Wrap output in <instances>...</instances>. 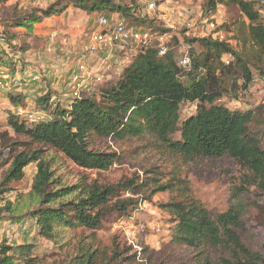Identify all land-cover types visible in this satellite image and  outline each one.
Returning <instances> with one entry per match:
<instances>
[{"label":"trees","instance_id":"trees-1","mask_svg":"<svg viewBox=\"0 0 264 264\" xmlns=\"http://www.w3.org/2000/svg\"><path fill=\"white\" fill-rule=\"evenodd\" d=\"M71 1L85 11H107L139 25L153 24V19L140 15L141 0ZM56 4L20 17L15 25L30 29L45 18L61 15L67 6ZM219 5L235 6L240 14L230 23L223 21L215 32L187 39L201 46L196 52L189 45L188 67L179 64L176 45H169L167 52L159 55L153 42L140 47L114 81L103 80L94 92L71 98L66 106L53 105L49 91L40 96L38 109L54 106L47 121L30 124L14 110L8 113L7 123L14 133L37 146L18 150L20 141L0 135L1 148L9 154L2 158L8 167L0 180V196L11 191L8 184L23 179L25 167L34 164L35 172L29 191L16 194L13 201L6 200L0 205V214L16 222L29 220L38 235L65 253L62 264H151L147 247L136 262L137 251L131 253V247L117 242L103 244L96 230L110 212L126 213L132 206V199L119 198L122 193L148 190L146 198L150 199L171 185H157L154 178L153 182L132 179L108 184L85 177L69 184L54 168L53 157L45 154L46 147L61 152L79 167L106 171L119 156L90 148L91 136L119 140L149 133L186 158L230 157L244 170L239 194L252 187L264 192V105L238 110L217 103L223 97L237 99L254 81L253 71L264 81V21L255 0H205L202 14H213ZM220 29L230 37L220 39ZM224 56H229L228 62ZM10 100L17 107L19 103L26 106L22 97L11 95ZM186 102L194 108L182 115L181 105ZM175 132L179 133L177 139L171 138ZM162 207L173 216L171 242L189 246L200 256L205 254L203 264H208V252L218 249L228 256L218 257L217 264H264V256L240 235L248 207L242 200L216 216L193 198L171 199ZM78 230L82 232L76 235ZM34 247L33 243L13 245L2 240L0 264H41L32 255Z\"/></svg>","mask_w":264,"mask_h":264},{"label":"rangeland","instance_id":"rangeland-1","mask_svg":"<svg viewBox=\"0 0 264 264\" xmlns=\"http://www.w3.org/2000/svg\"><path fill=\"white\" fill-rule=\"evenodd\" d=\"M148 1H157L156 9L149 11L150 14H147L145 8ZM141 2L143 7L140 15H146L149 20L153 19L152 29L167 33L168 45L177 46L175 51L178 61L189 45L196 52L201 49L199 44L189 43L187 39L204 37L210 32H215L223 21L230 23L240 14L235 6L219 5L214 15L211 13L204 16L202 5L205 0H141ZM56 3L67 6L61 15L45 18L34 23L30 29L15 25L20 17L33 12L40 13L49 6H56ZM179 11H184L183 17H178ZM99 14L107 17L116 15L107 11L95 13L82 10L71 0L0 2V37L4 46L10 47L7 58L9 67L20 77V84L17 87L11 90L0 89V135L6 137L8 141H20L18 150H26L37 145L30 144L26 136L15 134L8 125V113L17 107L10 100L11 95L22 97L25 107L37 108V99L49 91L53 105L66 106L71 98L78 94L66 86L69 75L78 61L98 72L102 81H114L123 67L131 61L133 53L122 51L118 46L109 52L94 55L85 53L88 36L91 31L97 29L96 16ZM214 17L215 20L212 21ZM144 25L148 26L147 23ZM219 35L224 38L227 34L225 30L220 29L217 32V36ZM230 42L235 43L233 39H230ZM223 59L228 62L230 58L224 56ZM35 75L39 76L38 80H32ZM253 76L252 84L247 90L241 91L237 99L223 97L217 100V103L238 110L264 105L263 78L256 71H253ZM89 85L90 90L87 94H91L99 86L93 81H90ZM18 105L24 106L20 103ZM53 105H48V109L53 108ZM193 108L190 103H183L181 114L185 115ZM178 137V132L171 135L173 139ZM89 147L113 151L119 158L108 170L103 171L79 167L51 147L44 148V151L48 157H53L54 168L69 184H74L81 177H85L88 181L97 180L99 183L108 184L132 179L136 183L144 180L153 182L154 178L157 179L155 182L157 185H171L170 188L155 192L150 199L146 198L148 190L138 194L122 193L119 198L132 199V206L126 213L112 211L103 219L96 230L97 237L103 244L111 246L117 242L131 247V253L137 251L136 262L141 259L142 248L147 247L151 264H203L205 254L200 256L198 251L189 246L171 242L173 216L162 207V204L171 199L181 201L193 198L204 204L210 213L216 216L225 212L238 200H242L248 207L243 217L244 229L240 235L246 244L264 256V192L252 187L250 192L239 194L237 188L243 179L244 170L230 157L186 158L171 152L159 138L149 133L126 136L119 140L91 136ZM8 155V149H2L0 144V180L8 167V163L3 162L2 158H7ZM24 172L22 180L8 184L11 191L0 196V205L6 200L13 201L18 193L29 191L35 165H28ZM81 232L78 230L76 235ZM69 234H74V231H69ZM2 240L13 245L33 243L35 247L32 255L41 264H62L65 258V253L52 241L38 235L37 229L29 220L12 221L5 213L0 214V241ZM208 255V264H217L218 257L228 256L221 249L212 250Z\"/></svg>","mask_w":264,"mask_h":264},{"label":"built area","instance_id":"built-area-1","mask_svg":"<svg viewBox=\"0 0 264 264\" xmlns=\"http://www.w3.org/2000/svg\"><path fill=\"white\" fill-rule=\"evenodd\" d=\"M256 10L264 21V0H255ZM157 1H148L145 3L147 14L149 11H154L157 7ZM184 16L183 12H178V17ZM215 20V17L212 21ZM97 29L90 32L84 51L86 54L94 55L104 51H111L115 46H118L122 51H129L133 54L140 47H145L153 42L157 43V51L159 55H163L167 52L168 38L166 32H160L159 30L152 29L134 23L127 18L116 14L114 16L107 17L105 15L96 16ZM222 35H219V38ZM187 51L182 55L179 64L183 67H188L190 60ZM10 53V47H6L3 44V39L0 37V89H12L20 84V77L17 74H12L8 65V54ZM39 76L35 75L32 80H38ZM67 87L70 90H74L76 97L87 95L90 90V81H93L96 85L102 82L101 75L95 70L91 69L88 65L78 61L73 71L69 75ZM86 93V94H83ZM14 111L22 118H24L30 124H36L39 122L47 121L51 118L50 110L27 108L24 106H18ZM189 111L188 113H190Z\"/></svg>","mask_w":264,"mask_h":264}]
</instances>
